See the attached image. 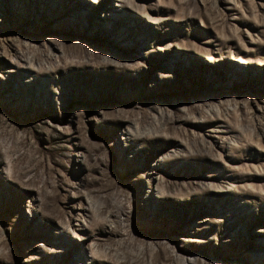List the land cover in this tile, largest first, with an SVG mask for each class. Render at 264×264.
<instances>
[{
    "label": "rangeland",
    "instance_id": "1",
    "mask_svg": "<svg viewBox=\"0 0 264 264\" xmlns=\"http://www.w3.org/2000/svg\"><path fill=\"white\" fill-rule=\"evenodd\" d=\"M0 264H264V0H0Z\"/></svg>",
    "mask_w": 264,
    "mask_h": 264
}]
</instances>
